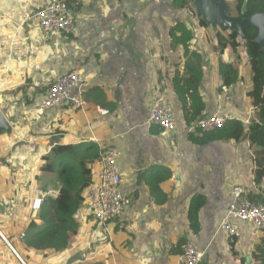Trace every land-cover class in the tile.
I'll return each mask as SVG.
<instances>
[{
	"label": "crops",
	"instance_id": "crops-1",
	"mask_svg": "<svg viewBox=\"0 0 264 264\" xmlns=\"http://www.w3.org/2000/svg\"><path fill=\"white\" fill-rule=\"evenodd\" d=\"M48 2L0 0V111L12 127L10 134L2 135L19 143L18 150L9 148L3 156L21 165L15 172L0 168V192L13 189L10 177L15 174L19 186L28 182L18 201L34 198L32 191L44 193L51 178L42 172L36 185L33 175L28 180V161H40L55 145L91 142L99 151L109 146L118 151L129 203L119 219L105 227L86 218L65 257L57 255L46 264H63L77 252L81 258L71 264H183L182 240L202 251L199 264H260L255 255L264 233H252L250 225L238 221V237L218 229L234 185L253 202L264 198V174L256 179L255 146L247 137L197 142L198 136L211 132L190 131L192 122L184 119L182 100L173 87L175 64L182 60L179 48L171 46L169 29L176 20L186 19L193 27V46L202 59V116L220 104L245 129L256 111L264 120V107L255 109L246 96L251 85L246 65L240 64L237 83L219 91V62L234 55L217 52L214 33L185 9L173 7L172 0H80L73 29L45 35L29 15ZM76 65L82 66L89 107L74 110L64 102L39 113L36 103L50 83ZM161 93L169 99L176 123L166 139L158 125L147 122ZM53 179L50 191L56 195L60 182ZM154 184L167 196L166 202L155 200ZM194 196L203 198L196 232L188 221ZM3 203L0 223L10 232L11 217ZM25 254L18 253L0 230V264H45L37 258L28 262L21 257Z\"/></svg>",
	"mask_w": 264,
	"mask_h": 264
},
{
	"label": "trees",
	"instance_id": "trees-1",
	"mask_svg": "<svg viewBox=\"0 0 264 264\" xmlns=\"http://www.w3.org/2000/svg\"><path fill=\"white\" fill-rule=\"evenodd\" d=\"M67 1L72 2L73 0ZM224 1L232 21H241L255 13L264 11V0ZM244 4L245 11H242ZM172 6L185 9L189 17L196 18L197 23L202 27L209 28L214 33L217 52L226 51L234 55L230 61L219 62L218 72L221 81L219 91H224L237 83L240 77L239 66L243 63L251 73V85L246 91V96L251 100L255 109L262 110L264 107V46L256 41L258 30L249 26L240 34L237 29H221L212 26V24H206L195 12L193 0H172ZM169 36L172 48H179L182 60L181 64H175L173 87L182 100L184 119L187 124H190L202 116L205 109V102L200 90L201 54L193 46L196 37L191 22L187 19L176 20L169 29ZM4 136L7 135L0 137V168L15 172L21 166L18 160H8L3 154L9 148L13 151L18 150L19 143L18 141H8L6 140L8 137ZM244 137L248 138L251 146H255L256 179L261 178L264 174L262 168L264 165V120L260 119L257 111L255 119L253 118L247 129L240 121L231 120L209 134L198 136L196 140L199 143L208 139L237 141ZM99 153L97 146L91 142L80 145H55L42 156L39 167L35 171L31 170L33 160H29L27 177L29 180L30 175H33L32 182L35 185L42 172L56 174L60 182L56 195H45L39 209L31 208L32 199L25 201L21 197L18 201L19 196H25L28 182L24 183L23 187L19 186L16 182V175L12 174L10 183L13 185V189L5 195L0 192V202H4L3 207L7 205L9 208L10 232L5 231L1 223L0 230L18 253L25 250L26 254L21 256L22 258L28 262L31 258L42 259L46 264L53 261L57 255L65 257L69 245L80 231V223L73 218V215L93 180L96 163L100 158ZM169 177L168 173L166 178ZM153 188L151 193L155 200L161 204L166 202L167 196L158 189L157 184H154ZM40 195L41 193L38 191L30 193V197ZM202 204L201 196H194L189 203L188 221L193 232L199 229L198 211ZM15 226L17 232H15ZM183 242V240L180 241L181 244ZM4 246L9 249L6 245ZM255 257L261 261L260 264H264V240L257 246ZM18 264L20 263L18 262Z\"/></svg>",
	"mask_w": 264,
	"mask_h": 264
},
{
	"label": "built area",
	"instance_id": "built-area-1",
	"mask_svg": "<svg viewBox=\"0 0 264 264\" xmlns=\"http://www.w3.org/2000/svg\"><path fill=\"white\" fill-rule=\"evenodd\" d=\"M80 0H49L44 7L33 11L30 18L39 26L45 35L68 33L73 29L74 9ZM85 79L82 75V66L76 65L64 74L53 80L47 91L38 99L36 110L45 113L53 106L69 103L74 110H85L89 107L88 100L83 96ZM234 118L225 113L220 104L214 112L197 118L189 125L190 131L200 133L215 131L223 127ZM148 123L158 125L162 138L166 139L176 128L173 108L165 94L158 95L149 110ZM98 166L89 184L83 201L77 207L73 218L80 224L88 218L92 223H99L105 227L119 219L129 199L122 189L123 179L117 165L118 151L114 147H106L99 153ZM45 194L31 200V208L39 209ZM238 221L251 226L252 233H264V198L260 202H253L239 185L231 189V201L221 218L218 229L227 236L238 237L239 233L234 222ZM183 264H199L203 253L190 242L184 241L181 245Z\"/></svg>",
	"mask_w": 264,
	"mask_h": 264
},
{
	"label": "water",
	"instance_id": "water-1",
	"mask_svg": "<svg viewBox=\"0 0 264 264\" xmlns=\"http://www.w3.org/2000/svg\"><path fill=\"white\" fill-rule=\"evenodd\" d=\"M193 7L201 20L205 21L206 24H212L214 27L237 29L240 34L243 33L246 27H255L258 30L256 41L264 45V11L255 13L241 21H232L224 0H193ZM242 11H245V4L242 7ZM11 132V125L0 111V135L10 134ZM79 258H81L80 253H74L63 264H71L75 259Z\"/></svg>",
	"mask_w": 264,
	"mask_h": 264
},
{
	"label": "rangeland",
	"instance_id": "rangeland-1",
	"mask_svg": "<svg viewBox=\"0 0 264 264\" xmlns=\"http://www.w3.org/2000/svg\"><path fill=\"white\" fill-rule=\"evenodd\" d=\"M216 27H218V26H216ZM39 161H33V165L31 166V168H35V169H37L38 167H39ZM47 175L49 176V178H51V182L49 181V179H47V184H49L48 185V187L50 188V189H54L55 188V182L53 183V181H54V179L53 178H55V179H57V177H56V174H54V173H47ZM58 180V179H57ZM50 182V183H49ZM46 183V182H45ZM50 189H48V190H50ZM48 190H46L45 192H47ZM45 194V193H44ZM51 194V193H50ZM7 212L9 213V208L7 207Z\"/></svg>",
	"mask_w": 264,
	"mask_h": 264
},
{
	"label": "clouds",
	"instance_id": "clouds-1",
	"mask_svg": "<svg viewBox=\"0 0 264 264\" xmlns=\"http://www.w3.org/2000/svg\"><path fill=\"white\" fill-rule=\"evenodd\" d=\"M80 2V1H79ZM77 7V6H76Z\"/></svg>",
	"mask_w": 264,
	"mask_h": 264
}]
</instances>
